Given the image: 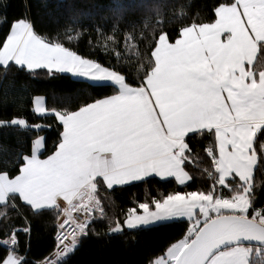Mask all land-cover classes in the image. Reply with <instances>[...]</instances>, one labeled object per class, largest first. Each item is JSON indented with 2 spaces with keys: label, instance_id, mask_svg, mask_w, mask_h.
Segmentation results:
<instances>
[{
  "label": "snow or ice",
  "instance_id": "1",
  "mask_svg": "<svg viewBox=\"0 0 264 264\" xmlns=\"http://www.w3.org/2000/svg\"><path fill=\"white\" fill-rule=\"evenodd\" d=\"M165 7L150 5L143 28L127 21L122 29L119 17L111 35L107 22L94 25L93 43L82 12L51 34L32 0H0V76L71 74L110 89L75 106L48 107L35 95L36 122L25 97L0 99L16 108L0 128L16 129L21 144L36 133L0 166V264H68L92 236L169 222L184 229L146 264H264V0H214L195 11L188 0L175 6L182 19L171 30L175 8L169 16ZM85 35L93 52L117 62L81 54L75 45ZM118 37L126 50L134 44L127 63ZM50 130L49 150L40 133ZM155 179L175 187L109 216L111 193ZM49 214L54 246L30 259L32 221Z\"/></svg>",
  "mask_w": 264,
  "mask_h": 264
},
{
  "label": "trees",
  "instance_id": "2",
  "mask_svg": "<svg viewBox=\"0 0 264 264\" xmlns=\"http://www.w3.org/2000/svg\"><path fill=\"white\" fill-rule=\"evenodd\" d=\"M18 2V0H16ZM188 2V0H32V13L37 20L38 26L45 32L55 34L61 31L64 26L71 22L76 12H82L85 15L81 17L82 23L91 31L93 43L98 39L93 26L105 24V35H111V25L118 17L123 22L134 21L138 28H143L145 19L153 16L150 5L162 3L166 5L163 9L171 13L175 8L176 19L169 26L170 30L176 28L182 19V9L175 7ZM47 4L45 7L44 4ZM195 8L204 9L205 6H211L214 0H193ZM18 14V8L14 6L9 10V18ZM154 22V21H153ZM7 28L0 27V39H3ZM121 51L122 57H125L121 63H127L126 57L135 55L132 51L134 44H130L127 50L123 46L122 37ZM89 37H81L75 46L81 54L86 56H95L101 60L111 59L113 63L117 61L113 56L108 55L102 49L97 48L95 52L90 49L88 43ZM24 87L23 85H25ZM110 91L103 87H92L87 82L74 79L70 75L62 74L55 78L47 77L41 72L36 78H27L24 76L13 77L9 75L7 79L0 76V99L4 97L11 99L20 96L25 97L27 115L32 122L38 121V117L32 115L31 101L35 95L45 97L48 107L56 106H75L93 96H100ZM16 108L9 103L6 107L0 105V118L11 116ZM52 118L48 117L47 122ZM47 139V147L50 150L57 139V131L50 130L40 133ZM35 132L23 134L24 143L18 142V133L14 128H0V166L3 162H11L21 151L26 150L30 140L35 138ZM195 170V169H193ZM199 183V181L197 182ZM196 185H193L195 187ZM174 184H166L159 179L151 180L148 184H135L124 189H117L111 193L109 201L108 214L115 219L117 215L122 218L123 210H126L134 204L143 202L146 198L157 195L158 192H164L174 188ZM140 211V210H138ZM17 226L22 227V221H16ZM97 227L103 229L104 225L98 223ZM184 229V224L179 222H169L155 226L143 228L139 231H126L122 235L92 236L85 239L78 250L71 256L68 264H146V258L153 252H158L164 248L170 241H174ZM55 224L51 214L34 219L32 221L31 250L30 259L43 257L54 246ZM25 239L22 237V240Z\"/></svg>",
  "mask_w": 264,
  "mask_h": 264
},
{
  "label": "built area",
  "instance_id": "3",
  "mask_svg": "<svg viewBox=\"0 0 264 264\" xmlns=\"http://www.w3.org/2000/svg\"><path fill=\"white\" fill-rule=\"evenodd\" d=\"M73 215H74V216H78V217H80V219H83V216H82L80 213H74ZM67 228H68V231L71 232V224H69V225L67 226Z\"/></svg>",
  "mask_w": 264,
  "mask_h": 264
},
{
  "label": "crops",
  "instance_id": "4",
  "mask_svg": "<svg viewBox=\"0 0 264 264\" xmlns=\"http://www.w3.org/2000/svg\"><path fill=\"white\" fill-rule=\"evenodd\" d=\"M66 75H70L71 76V74H66ZM74 79H76V78H74ZM78 80V79H77ZM80 81H82V80H80ZM44 103L46 104V100L44 101ZM47 106V105H46Z\"/></svg>",
  "mask_w": 264,
  "mask_h": 264
},
{
  "label": "rangeland",
  "instance_id": "5",
  "mask_svg": "<svg viewBox=\"0 0 264 264\" xmlns=\"http://www.w3.org/2000/svg\"><path fill=\"white\" fill-rule=\"evenodd\" d=\"M158 225V224H157ZM149 227H151V226H149ZM147 228V227H146Z\"/></svg>",
  "mask_w": 264,
  "mask_h": 264
}]
</instances>
